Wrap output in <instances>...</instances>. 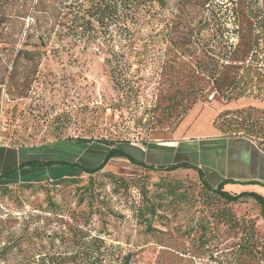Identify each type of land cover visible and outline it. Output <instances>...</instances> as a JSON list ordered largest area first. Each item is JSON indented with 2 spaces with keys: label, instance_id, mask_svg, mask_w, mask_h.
I'll list each match as a JSON object with an SVG mask.
<instances>
[{
  "label": "rangeland",
  "instance_id": "374dc122",
  "mask_svg": "<svg viewBox=\"0 0 264 264\" xmlns=\"http://www.w3.org/2000/svg\"><path fill=\"white\" fill-rule=\"evenodd\" d=\"M215 1L222 10L230 4ZM177 2L168 0L169 9L176 8ZM20 8L16 3L7 9L18 39L6 48L0 46V81L5 84L18 49H39L33 42L23 46L24 29L31 19L15 17ZM161 46L140 47L151 58L132 64L133 72L141 68L129 78L140 85L137 93L114 89L105 64L110 53L104 48L65 40L60 45L53 42L32 60L20 57L18 71L34 65L40 55L43 59L26 96L19 97L15 88L10 91L0 84V145L38 148L44 158L54 155L89 167L104 160L105 145L55 141L86 137L146 146L211 134L245 137L264 151V102L260 99L228 102L211 92L184 117L171 113L175 87L166 82L157 89L156 57ZM21 78L18 84L24 83ZM160 93V105L154 108ZM249 107L259 110L248 111ZM244 116L260 120L251 128L236 129ZM113 158L103 172L83 174L76 183L32 187L16 183L0 193V251L7 259L0 264H19L38 243L43 252L71 250L68 230L77 222L91 236L104 239L110 257L129 255L130 264H262L239 247L251 236L264 243V219L253 198L228 203L209 191L192 168L151 169L125 157Z\"/></svg>",
  "mask_w": 264,
  "mask_h": 264
},
{
  "label": "trees",
  "instance_id": "16d2710c",
  "mask_svg": "<svg viewBox=\"0 0 264 264\" xmlns=\"http://www.w3.org/2000/svg\"><path fill=\"white\" fill-rule=\"evenodd\" d=\"M167 2L168 0H0V46L6 48L18 39L12 25V14L7 13V9L10 5L19 3L21 8L15 17L25 21L31 19L24 29L23 46L33 42L39 48L18 49L7 73V83L0 81V84L9 86L10 91L15 88L19 97L26 96L37 77L43 56L40 55L34 65L23 66L21 71H18L19 58L32 60L37 52H46L53 42L60 45L69 40L73 44L81 43L85 47L109 50L105 64L114 89L123 93L129 90L137 93L140 85H136V81L132 84L129 78L138 75L141 68L133 72L132 64H141L151 58L140 47L147 48L151 44L160 43L162 46L158 50L155 70V75L160 80L157 89L161 90L166 82L175 87L169 103L171 113L177 111L181 118L184 117L197 101L206 98L211 92L228 102L245 97L264 102V0H229L230 4L224 10L219 8L215 0H178L176 8L171 10ZM157 21L164 23L159 24ZM21 77L24 83L18 84ZM161 96L162 93L153 103L154 108L160 105ZM250 110L259 109L249 107L248 111ZM256 120L244 116L235 125L236 129L251 128L257 125L260 117ZM59 141L100 143L108 151L104 160L95 167L64 160H48L46 163L29 160L23 165L71 164L78 166L89 176L103 172L105 165L113 157H125L133 164L151 169L192 168L198 172L209 191L228 203L253 198L260 206L264 219L262 194L253 191L229 192L224 185L232 183L231 180H224L214 186L207 181L200 168L190 163L169 166L147 164L126 150V147L132 145L128 141L116 143L107 139L67 137L55 142ZM80 177L19 184L32 187L44 183H76ZM10 185L0 184V193ZM77 223L74 229L68 230L67 238L72 239L71 250L60 253L51 251L50 248L43 252L42 245L34 242V252L26 255L19 264H130L129 255L121 253L117 257H110L106 253L104 239L99 235L91 236ZM239 247L249 259L259 258L264 264V243L251 236L244 239ZM3 253L0 251V263L7 260Z\"/></svg>",
  "mask_w": 264,
  "mask_h": 264
},
{
  "label": "crops",
  "instance_id": "0c3cea01",
  "mask_svg": "<svg viewBox=\"0 0 264 264\" xmlns=\"http://www.w3.org/2000/svg\"><path fill=\"white\" fill-rule=\"evenodd\" d=\"M131 147L135 148L129 153L147 164L169 166L187 162L200 168L207 181L214 186L224 180H231L232 183L224 185L229 192L253 191L264 196V151L248 138L186 135L171 142H152L146 146L132 144L126 150ZM48 157L44 158L38 148L0 145V184L39 182L84 174L81 169L74 165L69 167L68 164L23 165L29 160L44 163L48 160L70 161L60 157L55 159L54 155ZM76 161L71 160L73 163Z\"/></svg>",
  "mask_w": 264,
  "mask_h": 264
}]
</instances>
